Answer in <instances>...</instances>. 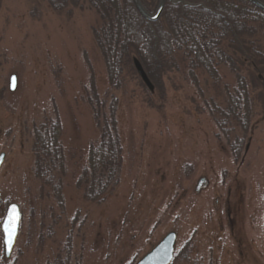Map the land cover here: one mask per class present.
I'll list each match as a JSON object with an SVG mask.
<instances>
[{"label":"rangeland","instance_id":"rangeland-1","mask_svg":"<svg viewBox=\"0 0 264 264\" xmlns=\"http://www.w3.org/2000/svg\"><path fill=\"white\" fill-rule=\"evenodd\" d=\"M76 1L58 13L48 0H2L0 264H61L69 246L68 264H137L169 233L177 236L171 264H264V85L254 79V119L235 160L210 110L213 100L226 103L230 69L221 68L219 85L202 72L195 84L178 60L181 69L168 66L152 83L153 95L131 70L113 89L93 36L98 16ZM93 87L107 108L116 100L123 146L119 184L101 203L77 186L100 137ZM58 118L63 207L34 175L35 131ZM12 203L22 217L6 259L1 225Z\"/></svg>","mask_w":264,"mask_h":264},{"label":"trees","instance_id":"trees-1","mask_svg":"<svg viewBox=\"0 0 264 264\" xmlns=\"http://www.w3.org/2000/svg\"><path fill=\"white\" fill-rule=\"evenodd\" d=\"M84 1L99 19V25L93 28V36L105 62L109 86L113 89L122 87L127 70L136 75L135 59L141 62L154 84H160L159 79L168 66L178 68V60L185 65L195 84H199L196 74L202 72L219 85L222 83L221 68L230 69L235 84L232 89L229 84L225 87L226 103L222 106L213 100L210 110L233 157L239 161L245 135L254 119L251 87L254 79L264 85L259 79L260 73L264 75V12L247 0H186L204 4L206 9L184 7L168 0L159 21L149 24L132 0ZM141 1L150 13L156 11L159 3V0ZM260 1L264 3V0ZM48 2L58 13L64 12L71 3L78 5L76 0ZM1 5L2 0L0 8ZM94 88L91 103L100 137L89 147L87 165L77 186L83 190L85 200L101 203L119 184L123 146L118 133L116 100L107 108ZM148 91L153 95V91ZM61 130L59 118L36 129L34 175L51 188L63 207V179L67 166ZM71 251L69 246L63 264L69 263Z\"/></svg>","mask_w":264,"mask_h":264},{"label":"water","instance_id":"water-1","mask_svg":"<svg viewBox=\"0 0 264 264\" xmlns=\"http://www.w3.org/2000/svg\"><path fill=\"white\" fill-rule=\"evenodd\" d=\"M169 1L173 4H181L184 7H189V8L202 7L206 9L204 4H192V3L187 2L186 0H169ZM247 1L250 2L252 5H254L256 8L264 12V3L262 1L260 0H247ZM132 2L136 10L138 11V13L144 18L146 22L150 24V23H156L157 21H159V19L161 18L164 12V9L166 7L168 0H159L157 10L154 13L148 12L146 8L144 7L141 0H132ZM207 10L212 11L211 9H208V8ZM134 67H135V70L138 76L143 82V84L150 91H154V85L152 84L148 74L146 73L144 67L142 66L141 62L138 59L134 60ZM17 83H18L17 77L13 75L10 78V91L11 92H14L16 90ZM4 160H5V154H1L0 155V169L4 163ZM203 182L204 180H201L199 182L198 188L201 187ZM12 206H15L19 213V221H18L17 233L14 238V243L11 248V251H6L5 246H4L6 259H10L12 256V253H13L18 235H19L20 222H21V217H22L20 207L17 204L12 203L7 208L4 220L7 218L8 212L12 208ZM1 231H2L3 239H4L2 225H1ZM176 239H177V236L175 233H169L149 253H147L137 264H171L174 258Z\"/></svg>","mask_w":264,"mask_h":264},{"label":"snow or ice","instance_id":"snow-or-ice-1","mask_svg":"<svg viewBox=\"0 0 264 264\" xmlns=\"http://www.w3.org/2000/svg\"><path fill=\"white\" fill-rule=\"evenodd\" d=\"M18 221L19 213L16 207L12 206L8 212L7 218L2 222L4 233L3 243L6 251H11L17 233Z\"/></svg>","mask_w":264,"mask_h":264},{"label":"flooded vegetation","instance_id":"flooded-vegetation-1","mask_svg":"<svg viewBox=\"0 0 264 264\" xmlns=\"http://www.w3.org/2000/svg\"><path fill=\"white\" fill-rule=\"evenodd\" d=\"M0 154H5V153H0ZM203 188V185L200 187V190Z\"/></svg>","mask_w":264,"mask_h":264}]
</instances>
